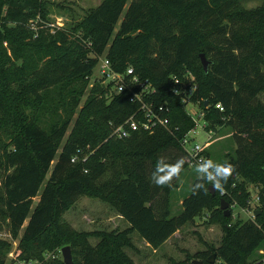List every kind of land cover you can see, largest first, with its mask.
I'll use <instances>...</instances> for the list:
<instances>
[{"label":"trees","instance_id":"1","mask_svg":"<svg viewBox=\"0 0 264 264\" xmlns=\"http://www.w3.org/2000/svg\"><path fill=\"white\" fill-rule=\"evenodd\" d=\"M47 15L45 0H0V230L15 237L22 228L16 260L68 245L78 255L72 264H136L125 251L133 248L132 232L156 249L205 209L207 221L220 224L218 244L170 264H190L193 257L209 264L211 254V264H264V257L250 259L264 243V104L257 99L264 92V8L244 10L239 0H100L69 32L52 29ZM199 53L209 61L205 72ZM100 55L114 71L130 67L154 86L148 98L170 108L166 128L110 136V124L121 123L136 104L125 91L106 100V87L94 84L68 129ZM187 72L205 128L231 130L235 148L224 162L235 172L223 193L193 195L198 177L192 176L171 214L175 179L158 187L150 177L159 157L185 159L179 140L194 124L170 87L172 76ZM247 183L257 189V212L230 223L231 212L224 216L219 201L229 210L244 207ZM81 195L110 205L127 226L92 233L63 228L62 214ZM87 236L98 240L90 245ZM7 248L0 243V264Z\"/></svg>","mask_w":264,"mask_h":264},{"label":"rangeland","instance_id":"2","mask_svg":"<svg viewBox=\"0 0 264 264\" xmlns=\"http://www.w3.org/2000/svg\"><path fill=\"white\" fill-rule=\"evenodd\" d=\"M48 8V21L54 30H62L69 32L70 27L77 21L84 11L88 8L96 6L100 0H45ZM239 5L244 10H254L257 8H264V0H239ZM77 19V20H76ZM53 32V30H51ZM78 35L77 33L75 34ZM207 59V58H206ZM208 60V59H207ZM102 80L99 78L97 67L94 66L91 75L87 78L86 86L80 96L79 102L76 105L71 116L68 129L76 115L78 108L88 94V90L94 84L104 86ZM108 91L111 92L109 87ZM110 95L105 91L104 98L109 99ZM259 102L264 104V92L257 96ZM185 113L194 120V133H190L189 137H193L195 143L201 144L205 140L204 155L208 159L215 162L223 163L226 159V153L232 154L235 144L231 137V130L229 126L222 125L215 127L213 130L206 129V121L200 114L202 109L197 105L187 104L185 106ZM190 114H188V112ZM68 133V130L65 133ZM163 157H166L165 155ZM167 158V157H166ZM195 165L191 168L186 167L181 171L179 177L175 179L176 188H173L170 198L171 214L179 210L180 200L187 187H189L192 176L196 175ZM249 191L248 202L244 207H236L232 205L229 212H231L230 223L237 219L245 220L253 217V209L257 205L256 187L251 183L246 184ZM212 193L214 192L213 188ZM38 200V195L32 198L31 208ZM256 210V209H255ZM257 211V210H256ZM208 211L203 209L197 216H195L190 223L184 224L178 231L172 234L164 243L158 248L151 249L137 236L135 232L130 234V240L133 248H126V253L132 258L136 264H170L169 261L177 262L190 257L197 251L203 250L206 246H216L221 235V227L217 222H208ZM116 211L110 205L98 200L96 197L81 195L78 197L69 208L62 214V227H69L79 232L92 233L99 231L120 230L127 226L126 221L116 217ZM26 220L23 222L25 225ZM22 228H20L13 237L7 228L0 230V243L4 242L8 245L6 250H2L4 254V264H48L50 262H62L60 249L56 246L51 249H42L39 253L40 259L32 258L27 262H18L16 255L19 251L16 249L18 239L21 235ZM98 240L95 236H87L86 241L90 245ZM65 246V245H64ZM68 246V245H67ZM63 247V246H62ZM263 254L254 251L250 259H261L264 257V243L261 247ZM71 258L77 259L78 255L70 250ZM196 259V258H192ZM190 259L189 261H191ZM198 259V258H197Z\"/></svg>","mask_w":264,"mask_h":264},{"label":"built area","instance_id":"3","mask_svg":"<svg viewBox=\"0 0 264 264\" xmlns=\"http://www.w3.org/2000/svg\"><path fill=\"white\" fill-rule=\"evenodd\" d=\"M95 66L97 67L99 78L102 80L101 82L106 87V92L110 94L107 95L108 98L112 94L125 91L128 93V101L136 104V109L121 123L117 125L110 124V136L124 138L133 132L151 133L156 127H167L168 118L166 114L170 111V108L163 103H154L148 98L155 93V88L147 79L138 78L132 73L130 67H126L122 72L114 71L109 60L103 55L97 57ZM109 87L111 92L108 91ZM195 88L194 77L189 72L183 74L182 77H171L170 93L178 98L184 110H186L185 106L187 104L196 105L197 107V102L190 100ZM214 107L221 110L218 103ZM188 114L190 113L188 112ZM202 117L203 111L200 114L201 119ZM191 119L192 121L194 120L193 118ZM194 125L179 140L180 148L185 155L186 167L189 168L196 165V162L201 158H206L204 155V143L207 140L198 144L194 142L193 137H189L190 133H194ZM77 157V154L73 155L70 161H76ZM85 158L86 156H83L81 160L83 161ZM258 252L263 254L262 250H258Z\"/></svg>","mask_w":264,"mask_h":264},{"label":"clouds","instance_id":"4","mask_svg":"<svg viewBox=\"0 0 264 264\" xmlns=\"http://www.w3.org/2000/svg\"><path fill=\"white\" fill-rule=\"evenodd\" d=\"M184 157L178 158L174 163H168L166 157H159L156 161L155 169L151 173V181L158 187L171 186L174 179H177L183 170ZM198 180L192 186V194L197 195L200 191L208 193L205 181L212 186L215 191L223 193L225 185L235 172V166L231 163H218L212 159L201 158L195 165Z\"/></svg>","mask_w":264,"mask_h":264},{"label":"water","instance_id":"5","mask_svg":"<svg viewBox=\"0 0 264 264\" xmlns=\"http://www.w3.org/2000/svg\"><path fill=\"white\" fill-rule=\"evenodd\" d=\"M198 57H199L200 65H201L203 71L205 72L207 70V65L209 64V61L205 58L203 53H199ZM203 105L206 106V101L203 102ZM208 187H209V189L212 188L211 186H208ZM210 193H212V189L210 190ZM218 208L220 210H222V213H223L224 216H228L229 215V206H228V203L225 202L224 200L221 199L219 201ZM256 212L257 211H254L253 216L256 214ZM60 254H61L62 262L64 264H72L69 246L65 245V246L61 247ZM213 256H214V254H211L209 257L205 258L204 261L206 263L211 264L212 261H213ZM190 264H202V260H200V259H192L190 261Z\"/></svg>","mask_w":264,"mask_h":264},{"label":"crops","instance_id":"6","mask_svg":"<svg viewBox=\"0 0 264 264\" xmlns=\"http://www.w3.org/2000/svg\"><path fill=\"white\" fill-rule=\"evenodd\" d=\"M177 204H180V200L177 202ZM117 218H120V219H122L119 215H117L116 216ZM123 221V220H122ZM125 227V226H124ZM174 234V233H173ZM166 241V240H165ZM142 242L144 243V244H146L143 240H142ZM164 243V242H163Z\"/></svg>","mask_w":264,"mask_h":264}]
</instances>
